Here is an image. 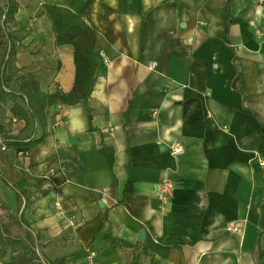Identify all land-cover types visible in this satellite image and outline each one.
<instances>
[{
  "label": "crops",
  "instance_id": "obj_1",
  "mask_svg": "<svg viewBox=\"0 0 264 264\" xmlns=\"http://www.w3.org/2000/svg\"><path fill=\"white\" fill-rule=\"evenodd\" d=\"M17 2L26 31L13 77L32 73L43 92L73 86L72 47L55 43L44 3L94 28L97 67L85 100L45 109L42 142L24 152L0 142L2 177L21 202L18 228L39 250L15 264H88L89 251L92 264H132V248L106 232L146 248L143 264H257L264 0ZM12 119L15 135L24 122ZM163 179L173 188L160 199Z\"/></svg>",
  "mask_w": 264,
  "mask_h": 264
},
{
  "label": "trees",
  "instance_id": "obj_2",
  "mask_svg": "<svg viewBox=\"0 0 264 264\" xmlns=\"http://www.w3.org/2000/svg\"><path fill=\"white\" fill-rule=\"evenodd\" d=\"M3 2L0 3V102L9 103L11 117L22 120L24 125L17 134L12 135L0 124V137L5 148L24 152L45 138L47 107L57 103L73 105L85 100L90 94L97 67L94 57L96 35L94 28L73 10L53 3L42 5L50 20L55 43L72 47L75 64V78L70 91L63 92L57 88L53 92H43L32 73L13 77L18 71L15 65V50L21 42L18 33L22 27L15 18L17 0ZM8 82H13L15 87L6 88L5 83ZM38 127L41 128V133L36 135ZM261 227L264 233V213ZM105 237L115 246L132 248V264H143L141 257L148 254L146 248L140 249L112 236L109 232L105 233ZM29 239V236L25 239L13 236L7 225L0 221V256H4L10 248L11 251L17 250L20 253L33 252L28 244ZM35 256L37 258L36 254ZM259 256L257 264H264V246L259 250ZM48 264H67V261L64 257L55 258L49 260Z\"/></svg>",
  "mask_w": 264,
  "mask_h": 264
},
{
  "label": "rangeland",
  "instance_id": "obj_3",
  "mask_svg": "<svg viewBox=\"0 0 264 264\" xmlns=\"http://www.w3.org/2000/svg\"><path fill=\"white\" fill-rule=\"evenodd\" d=\"M0 3L3 4V0H0ZM24 31H26V29H24ZM24 31L21 30L19 35ZM5 86L6 88L15 87L13 82L5 83ZM9 107V103L5 104L0 102V124L3 126L4 130H9L12 127L11 121L9 120ZM1 173L2 172L0 171V221L7 225L13 235L25 236V234L21 232L20 228H18V225H20L18 219L21 202L16 198L13 186L7 183L6 179H3V175ZM28 242L33 247L32 251L38 255L39 250L36 248L33 241L29 239ZM33 252H28L31 253V258L36 257ZM21 254L23 253H20L17 250L11 251L10 248L4 256H0V264H15L13 259ZM40 263L43 264L42 261H40Z\"/></svg>",
  "mask_w": 264,
  "mask_h": 264
},
{
  "label": "built area",
  "instance_id": "obj_4",
  "mask_svg": "<svg viewBox=\"0 0 264 264\" xmlns=\"http://www.w3.org/2000/svg\"><path fill=\"white\" fill-rule=\"evenodd\" d=\"M105 63L107 62L106 59H104ZM156 111L152 112V115H155ZM13 121H15V119H12ZM0 142H2V140L0 139ZM182 145L178 142H174L170 145V151L173 154L179 153L182 150ZM1 149L4 150L5 146H1ZM260 165L262 166V168L264 169V161L260 162ZM173 188V182L170 181L169 179H163L160 183V189H159V194L158 197L160 199H164L166 198V196L169 194V192L171 191V189ZM237 224L235 222H231L228 225V229H237ZM95 255L94 251H89L88 255H87V263L88 264H92V260H93V256Z\"/></svg>",
  "mask_w": 264,
  "mask_h": 264
},
{
  "label": "water",
  "instance_id": "obj_5",
  "mask_svg": "<svg viewBox=\"0 0 264 264\" xmlns=\"http://www.w3.org/2000/svg\"><path fill=\"white\" fill-rule=\"evenodd\" d=\"M143 234H144V233H143V231H142V232L140 233V237H143Z\"/></svg>",
  "mask_w": 264,
  "mask_h": 264
}]
</instances>
